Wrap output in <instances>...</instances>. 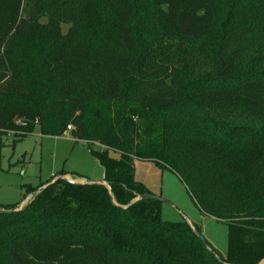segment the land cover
Segmentation results:
<instances>
[{
    "label": "trees",
    "instance_id": "1",
    "mask_svg": "<svg viewBox=\"0 0 264 264\" xmlns=\"http://www.w3.org/2000/svg\"><path fill=\"white\" fill-rule=\"evenodd\" d=\"M36 126H70L110 191L27 187L40 188L27 207L0 213V264L264 260V0H0V135ZM137 159L225 225L224 254L185 220H162L160 200L137 199L150 194Z\"/></svg>",
    "mask_w": 264,
    "mask_h": 264
},
{
    "label": "rangeland",
    "instance_id": "2",
    "mask_svg": "<svg viewBox=\"0 0 264 264\" xmlns=\"http://www.w3.org/2000/svg\"><path fill=\"white\" fill-rule=\"evenodd\" d=\"M228 1L214 0L218 8L227 7ZM62 26L63 31H66L67 26ZM93 148L96 151L103 150L96 145ZM108 156L119 158V154L113 150L108 151ZM133 167L134 179L143 184L150 194L164 199L162 220L186 219L190 227L199 228L214 249L225 253V225L202 216L173 173L154 162L139 159L134 161ZM62 176L76 182L102 179L103 176L98 158L89 152L87 144L74 139L69 130L59 137L43 136L36 126L31 134L20 140H16L10 132L0 135V206L19 203L14 208L27 207L32 200L27 187L43 185L40 187L43 188L47 182H53ZM260 264H264V260Z\"/></svg>",
    "mask_w": 264,
    "mask_h": 264
},
{
    "label": "water",
    "instance_id": "3",
    "mask_svg": "<svg viewBox=\"0 0 264 264\" xmlns=\"http://www.w3.org/2000/svg\"><path fill=\"white\" fill-rule=\"evenodd\" d=\"M57 179H64V180L68 181V182L71 183V184H79V185H82V184H95V183H96V184H103V185H105V186L108 188V190L110 191V187L106 184V182L103 180V178H102V179H84L82 182H76V181H73V180H70V179H66V178H64L63 176H62V177H59V178H57ZM57 179H55V180H57ZM55 180H53V181H55ZM37 191H38V190H37ZM37 191L31 193L30 197H32ZM137 199H155V200H160L161 202L164 201V199H162L161 197H159V196H155V195H152V194H143V195H139ZM20 209H21L20 207L14 209V210L0 209V213H12V212L18 211V210H20ZM185 221H186V223L189 225V223H188V221H187L186 219H185ZM189 226H190V225H189ZM191 229L194 231L195 235H196V236H197L202 242H205V239H204L203 235H202L200 232L194 230L192 227H191Z\"/></svg>",
    "mask_w": 264,
    "mask_h": 264
},
{
    "label": "built area",
    "instance_id": "4",
    "mask_svg": "<svg viewBox=\"0 0 264 264\" xmlns=\"http://www.w3.org/2000/svg\"><path fill=\"white\" fill-rule=\"evenodd\" d=\"M67 129H68V130H70V129H71V127L69 126Z\"/></svg>",
    "mask_w": 264,
    "mask_h": 264
},
{
    "label": "crops",
    "instance_id": "5",
    "mask_svg": "<svg viewBox=\"0 0 264 264\" xmlns=\"http://www.w3.org/2000/svg\"><path fill=\"white\" fill-rule=\"evenodd\" d=\"M102 178H103V176H102ZM78 179H84V178H78ZM78 182V181H77ZM82 182V181H81Z\"/></svg>",
    "mask_w": 264,
    "mask_h": 264
}]
</instances>
